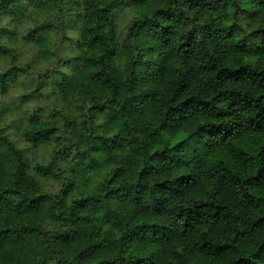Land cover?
Returning <instances> with one entry per match:
<instances>
[{"label": "trees", "instance_id": "trees-1", "mask_svg": "<svg viewBox=\"0 0 264 264\" xmlns=\"http://www.w3.org/2000/svg\"><path fill=\"white\" fill-rule=\"evenodd\" d=\"M19 1L0 0V12L2 8L9 7L17 10L15 6ZM31 1L36 6L56 8L61 13L57 23L38 24L34 28L35 32L41 33L53 28H57L60 33L64 32L67 19L64 0H53L54 3L51 0ZM137 2L143 3L144 0ZM174 2L175 0H167L169 8L152 11L153 16H160L158 22H144L150 31L146 39L156 42L149 44V48L153 50L157 44L166 46L168 43L161 38L169 31L165 20L173 19L177 13L179 17L184 15L181 10L171 8ZM249 2L254 5L252 10L242 8L232 15L235 18L238 14H247L248 19L253 22L252 30L240 41L226 45L224 42L237 30L242 31L234 23L224 27V22L228 20L227 0H185L190 8H195L197 13L207 18L208 23L201 25V31H209V35L206 40L197 44L199 50L194 49L191 57L179 53L177 59L180 64L173 68L178 74L177 83L184 91H206L211 86L216 95L211 100L201 102L207 105L215 101L213 106L220 108L225 114L218 112L197 125L194 123L195 116L207 114L196 113L185 125L174 129V135H170L164 143L153 144L161 152L159 158L165 161L161 165L164 171L169 170L168 166H174L171 169L173 175L180 170L181 176H190L191 173L182 170L187 167L186 163L168 159L164 151H171L177 145L184 144L185 140L203 131L206 124L212 125L204 135L205 144L212 141L203 150L207 168L192 185V188H196L207 182L203 190L212 189L211 197L200 201L211 204L210 215L196 219L191 226L185 219L180 229L172 230L169 227L168 232L161 231L168 227L159 222L168 219L158 210L162 198L168 201L163 204L166 213L174 201L177 202V208L182 209L188 202L182 200V196L189 193H168L165 185L172 181L153 180V177L161 175L160 172L146 176L144 168L137 163L141 147L129 141L113 149L124 155L121 166L111 173L107 183H102L95 193H81L80 199L73 202L76 214L67 227L61 224L64 231L52 232L36 223L0 230V264H264V124L261 123L264 119L261 117V112L264 111V67L255 59L264 54V27L255 26L260 21L264 0ZM118 6L113 4L98 8L94 0H82L79 49L91 50L97 44L102 47L105 45L110 38L101 29L109 22V9ZM157 28L161 37L157 36ZM4 31L0 24V56L9 57L13 63L0 77L2 89L6 90L8 82L25 69L16 64L15 51L1 43ZM37 40L42 44L48 43L42 37ZM209 45L214 47L210 51H204ZM179 47L183 48L184 45ZM45 54L49 55L51 51L45 49ZM55 54L58 53L55 51ZM114 54V48H105L101 59L110 58ZM78 59L79 64L74 68L72 76L63 80L59 86L65 98L73 96L78 88L87 87V83L78 81L76 76L89 62L93 65L98 62L86 53H81ZM189 61H194L191 67L185 65ZM167 67L166 63L165 71ZM205 71L214 73L215 80L211 84L203 78ZM217 97L221 99L218 100ZM248 111H253L255 115L242 121L240 114ZM37 113L43 118L41 109L35 110L33 115ZM139 115L143 118L144 125L152 124L150 115ZM231 117L237 119H230ZM29 120L33 122L31 118ZM68 123L74 124L75 121ZM191 128L195 131H191ZM221 128H227L228 131L219 136L217 132ZM43 134V130L34 133L30 137L33 144ZM124 139L127 140L128 137ZM9 151L17 155L19 160V154L11 149L7 140L0 137V161L9 159ZM174 155L179 156L180 153ZM26 167L21 163L17 175ZM2 173L3 169L0 168V174ZM109 193L119 194L110 196ZM191 195L195 199L199 193L191 192ZM38 200L39 198L34 199L24 210L41 208L43 204L38 203ZM10 203L6 197L0 198V210L7 208ZM189 219H192L191 215Z\"/></svg>", "mask_w": 264, "mask_h": 264}, {"label": "clouds", "instance_id": "clouds-1", "mask_svg": "<svg viewBox=\"0 0 264 264\" xmlns=\"http://www.w3.org/2000/svg\"><path fill=\"white\" fill-rule=\"evenodd\" d=\"M94 2L98 8L119 5L109 9V22L101 29V32L110 38L105 45L102 47L97 44L91 50L85 48L59 52L56 56L40 59L31 69L43 77L45 72L54 68L55 61L60 56L72 58L81 53H86L98 61L94 65L89 62V65L77 74L76 79L86 82L87 87L78 88L77 92L68 98L71 105L61 99L59 89L50 80L43 78L21 77L7 91L6 102H9V107L7 112L0 115V137L7 140L8 145L20 158L18 160L17 155L9 151V159L0 161V168L3 169L0 174V198L6 197L11 201L7 208L0 210V230L36 223L42 228L51 229L52 232L64 231L61 224L67 227L76 214L73 202L80 199L81 193H95L102 183H107L111 173L121 166L124 155L114 152L113 149L129 141L141 147L137 163L144 168L146 176L160 172L161 175L153 177V180L172 181L165 185L168 193H189L182 196V200L188 201L182 209L177 208V202L174 201L166 213L163 204L168 201L162 198L158 210L168 219L159 222L167 224L168 227L161 231L168 232L169 227L172 230L180 229L185 219L191 226L196 219L207 217L212 211L211 204L200 202L211 197L212 189L203 190L207 182L192 188L197 177L207 168L203 150L209 147L212 141L209 140L205 144L204 135L212 125L206 124L203 131L185 140L184 144L177 145L171 151H164L168 159L186 163L187 167L182 170L191 173L190 176H181L180 170L173 175L171 169L174 166H168L169 170L164 171L161 165L165 161L159 158L161 152L153 147V144L164 143L170 135H174V129L185 125L196 113L207 114L195 116L194 123L197 125L201 120L207 121L218 112L225 114L220 108L213 106L215 101L207 105L201 102L211 100L216 95L211 86L206 91H184L179 87L178 74L173 70L174 66L180 64L177 59L179 53L191 57L193 50L197 49V44L207 39L209 31H201V25L208 23L207 18L197 13L195 8H190L185 0H175L171 8L181 10L184 15L179 17L177 13L173 19L165 20L169 31L163 37L159 28L155 29L157 36L168 43L166 46L157 44L153 50L149 48V44L156 42L146 39L150 31L144 22H158L160 16H153L152 11L157 8H169L167 0H144L143 3L137 0ZM227 5L228 20L224 22V27L234 23L238 24L242 31L237 30L224 42L226 45L234 44L247 36L253 25L247 14H238L235 18L232 14L237 13L238 9L254 8L249 0H227ZM145 9L149 11L146 12ZM60 15L56 8L44 9L37 15V20L55 24ZM93 23H96L95 20ZM255 26L264 27V9L261 10L260 21L256 22ZM56 35L54 33L49 37L48 47L53 52L56 51ZM18 43L19 39L14 40L9 43V47ZM181 44L184 45L183 48L179 47ZM212 47L214 45H209L204 51H210ZM105 48H114L115 54L110 58L101 59ZM24 59L27 61L28 57ZM255 59L264 67V54L256 56ZM192 63L194 61L185 62V65L191 67ZM6 70L0 68V73ZM203 78L210 84L215 80L214 73L207 71ZM189 96L193 98L187 99ZM27 97L31 99H21ZM4 100L5 97L0 95V101ZM11 101L16 103L12 104ZM37 107H46L43 118H40L38 113L33 115ZM50 113L55 114L50 116ZM140 113L150 115L152 124L144 125ZM250 115L255 113L243 112L239 118L243 121ZM261 117H264V111L261 112ZM29 118L33 122H30ZM68 121L75 123L69 124ZM261 123L264 124V119ZM41 130L44 134L33 144L30 137ZM190 130L195 131L194 128ZM226 131L227 128H221L217 135L222 136ZM125 137L128 139H124ZM25 149L28 151L25 152ZM175 153L180 155L176 156ZM21 163L27 167L17 175ZM191 192L199 193L198 198L194 199ZM118 194L109 193L110 196ZM36 198H39L37 202L43 206L38 210H24L25 206ZM197 213L200 215L197 216ZM189 215L192 219H189Z\"/></svg>", "mask_w": 264, "mask_h": 264}, {"label": "rangeland", "instance_id": "rangeland-1", "mask_svg": "<svg viewBox=\"0 0 264 264\" xmlns=\"http://www.w3.org/2000/svg\"><path fill=\"white\" fill-rule=\"evenodd\" d=\"M51 1L54 3L53 0ZM64 6L67 10V19L66 27L63 33H60L57 28H53L41 33L34 31V28L38 26V24H41V22L37 20V15H39V13L44 10V8L36 6L31 0H20L15 6L17 10H14L12 7L1 9L0 24L5 30L1 37V43L9 46L10 42L19 39L20 43L15 44L10 48H12L16 53V64L25 70L8 82L6 90L2 89V84L0 82V95L5 97L4 101H0V115L7 112L9 107V102H6L7 91L9 87L14 85L21 77L43 78L45 80H50L51 83L59 89L62 81L69 79L72 76L74 68L79 64V55L72 58L60 56L58 59H56L54 68L48 72H45L43 77H40L38 72L31 71V69L40 61V59L56 56L55 52H53L48 47L50 42L49 37L54 33L57 34V53L75 51L76 49H79V42L81 38L79 15L82 11V0H64ZM39 37L44 38L46 41H48V43H40L37 40ZM45 49H49L51 54H45ZM26 56L28 57L27 61L24 59ZM12 64V60L9 57L0 56V68L8 69L10 66H12ZM61 69H64L65 71H61ZM4 72L0 73V77ZM59 92L61 94V99L71 105V101L68 100L69 97L65 98L66 96L61 92L60 89ZM21 99H31V97ZM10 103L14 104L16 101H11ZM40 109L42 110V114L46 111V107L35 108V110ZM54 114L55 113H50L49 115L51 116ZM27 151L28 149H25V152Z\"/></svg>", "mask_w": 264, "mask_h": 264}]
</instances>
